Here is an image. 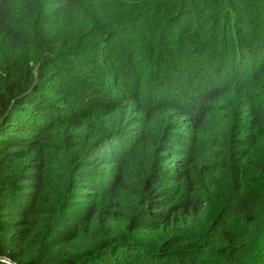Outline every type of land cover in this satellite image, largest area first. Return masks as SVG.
<instances>
[{"label": "trees", "instance_id": "obj_1", "mask_svg": "<svg viewBox=\"0 0 264 264\" xmlns=\"http://www.w3.org/2000/svg\"><path fill=\"white\" fill-rule=\"evenodd\" d=\"M0 264H264V0H0Z\"/></svg>", "mask_w": 264, "mask_h": 264}]
</instances>
